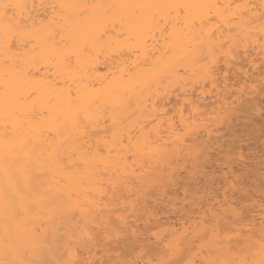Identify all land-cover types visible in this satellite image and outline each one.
Masks as SVG:
<instances>
[{
  "label": "snow or ice",
  "instance_id": "6c2138e0",
  "mask_svg": "<svg viewBox=\"0 0 264 264\" xmlns=\"http://www.w3.org/2000/svg\"><path fill=\"white\" fill-rule=\"evenodd\" d=\"M0 264H264V0H0Z\"/></svg>",
  "mask_w": 264,
  "mask_h": 264
},
{
  "label": "bare ground",
  "instance_id": "6f19581e",
  "mask_svg": "<svg viewBox=\"0 0 264 264\" xmlns=\"http://www.w3.org/2000/svg\"><path fill=\"white\" fill-rule=\"evenodd\" d=\"M222 2H223V0H222ZM233 2H241V0H233ZM243 2H247V0H243ZM212 99H213L212 96H201V100H202L203 103H204V107H205L209 112H210L211 109H212V104H211ZM176 103H177V102H176L175 98L173 97L171 103L168 105L169 112L172 111V109H173V107L175 106Z\"/></svg>",
  "mask_w": 264,
  "mask_h": 264
}]
</instances>
